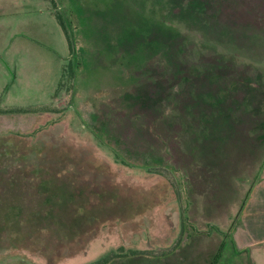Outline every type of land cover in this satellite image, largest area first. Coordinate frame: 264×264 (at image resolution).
Masks as SVG:
<instances>
[{
    "label": "rangeland",
    "instance_id": "rangeland-1",
    "mask_svg": "<svg viewBox=\"0 0 264 264\" xmlns=\"http://www.w3.org/2000/svg\"><path fill=\"white\" fill-rule=\"evenodd\" d=\"M15 107L35 111L0 113V264H244L264 0H0Z\"/></svg>",
    "mask_w": 264,
    "mask_h": 264
},
{
    "label": "crops",
    "instance_id": "crops-1",
    "mask_svg": "<svg viewBox=\"0 0 264 264\" xmlns=\"http://www.w3.org/2000/svg\"><path fill=\"white\" fill-rule=\"evenodd\" d=\"M240 210L237 236L233 233L235 246L248 247L252 264H264V166L258 185L248 193Z\"/></svg>",
    "mask_w": 264,
    "mask_h": 264
},
{
    "label": "trees",
    "instance_id": "trees-1",
    "mask_svg": "<svg viewBox=\"0 0 264 264\" xmlns=\"http://www.w3.org/2000/svg\"><path fill=\"white\" fill-rule=\"evenodd\" d=\"M56 17H57L58 23L60 24V26L62 27V29L64 30V32H65V34L67 36V32H66V29L64 27V24H63L61 18L58 15H56ZM34 111H35V109H33V108H24V107H15V108H8V109H1L0 108V113H28V112H34ZM79 211H81L80 208H79ZM235 223H239V217H237ZM5 232L6 231H5V228H4L1 233L4 234ZM237 250H238L239 253L244 255V257H245L244 261H243L244 264H252V262L250 260V257H249L248 247H244V248H241L240 250L239 249H237ZM58 253H61V252L59 251ZM72 253L73 252H71L70 254L72 255ZM76 253L77 252H74V254H76ZM56 257H57L56 259H60L61 255L59 254ZM217 258H218V253L214 256V260L210 261V264H215Z\"/></svg>",
    "mask_w": 264,
    "mask_h": 264
}]
</instances>
